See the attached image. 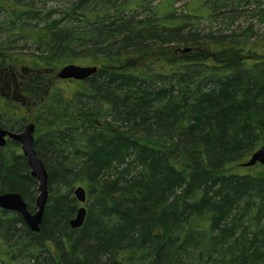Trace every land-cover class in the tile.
Here are the masks:
<instances>
[{
  "label": "trees",
  "instance_id": "16d2710c",
  "mask_svg": "<svg viewBox=\"0 0 264 264\" xmlns=\"http://www.w3.org/2000/svg\"><path fill=\"white\" fill-rule=\"evenodd\" d=\"M228 1L195 0L178 15L175 0H0L4 41L33 48L0 53V70L15 57L43 75L98 68L69 82L75 90L45 89L57 102L35 145L48 202L39 233L0 209V264H264V166L242 167L264 146V37L194 27L250 4ZM78 186L87 213L73 230ZM7 193L36 210L26 158L0 147Z\"/></svg>",
  "mask_w": 264,
  "mask_h": 264
},
{
  "label": "rangeland",
  "instance_id": "374dc122",
  "mask_svg": "<svg viewBox=\"0 0 264 264\" xmlns=\"http://www.w3.org/2000/svg\"><path fill=\"white\" fill-rule=\"evenodd\" d=\"M164 0H151L152 5L155 6L156 4L163 2ZM195 0H175V8L178 9V15L181 14V12L186 11L185 9L188 7L193 6ZM225 1V0H223ZM236 0H234L232 3L228 1V4H232L233 7H236L237 4L235 3ZM250 4L244 6L243 8L240 9L238 14H234L233 16L230 15H224V16H218L217 18H213L211 21L206 20V19H200L197 24L194 26L199 31H201L202 34H209L210 32H218L221 34H231L233 31L241 33L244 30H247L249 28H252L253 30V40L252 41H259L264 37V23H262L258 18H256L254 15L256 12H258V8L256 6V0H250ZM261 3L263 5L262 9H264V0H261ZM200 5V2H198V6ZM186 6V8H185ZM229 6V5H228ZM185 14V13H184ZM0 20L4 16L3 14L0 13ZM0 26L3 28L4 24L2 21H0ZM0 31H3L0 29ZM5 38L0 34V53L1 54H10V55H18V54H25L29 55L33 53V48L28 44L24 45L22 42L18 43H7L4 41ZM242 41V40H241ZM185 46L182 48L178 49L180 53H182L185 49L192 50L191 48L187 47L183 49ZM183 49V51H182ZM256 49L262 51L264 48L256 47ZM181 50V51H180ZM17 66L14 67V71H5L6 76L11 79L10 83H14L15 79L14 76L15 74L17 75L18 84H19V89L22 90L23 94L28 95L29 94V112L27 111V108H24L21 106L17 101L13 100L12 98L6 101L9 102V105H4L0 101V117L3 122H7L8 117H6L4 114H16L18 115V118H26L27 115H29V124H35L37 126V132L35 136L37 138H42L47 135L49 129L52 127L54 124V120L56 119V110L57 107L54 104H57L56 100L51 98L47 99V95L44 94L45 89L48 88V86H55L57 93H63V90H75L77 87L73 83H69V81L66 84H63L61 81L57 82V77L59 71H56L55 73L52 74H45L43 75L41 72H35V71H29L26 66L23 65H29V59L27 58H16ZM80 61L79 63H85L87 59L84 60H78ZM253 61L256 62H261L260 57L253 54ZM264 61V59H262ZM251 64H254L251 62ZM25 67V68H24ZM14 72V73H13ZM26 77V79L22 77ZM22 78V79H21ZM57 85V86H56ZM24 89L27 91V93L24 91ZM29 89L32 91L29 93ZM48 92V89L47 91ZM7 91L3 92L0 95L6 96ZM66 97L70 96V93H65ZM0 97V98H1ZM23 108L24 111L21 109ZM29 113V114H28ZM14 121H20V124H26L25 122L21 120H14ZM15 142L13 141L9 145V150H17L20 149V146L17 144H14ZM37 143V142H36ZM36 148V147H35ZM39 195V193H38ZM24 254V253H23ZM11 256V255H10ZM20 258V256H16ZM21 259V258H20ZM24 260V259H23ZM9 264H25L22 260L21 262H18L16 260H8Z\"/></svg>",
  "mask_w": 264,
  "mask_h": 264
},
{
  "label": "water",
  "instance_id": "95a60500",
  "mask_svg": "<svg viewBox=\"0 0 264 264\" xmlns=\"http://www.w3.org/2000/svg\"><path fill=\"white\" fill-rule=\"evenodd\" d=\"M189 49H185L184 52H188ZM98 71L97 67H82L74 64H69L60 69L58 77L61 80H76L85 81ZM35 126L29 125L25 132L19 135L9 134L0 128V146L5 145V135H10L12 139L18 141L22 145L23 155L27 160V163L31 170V176L35 178L39 184V196L36 201L37 212L32 215L29 213L27 206L18 193H7L0 195V208L6 211H14L21 214L24 221L31 228V231L38 233L40 231V225L43 220L44 211L49 198L48 192V173L47 170L37 156L35 150L34 140ZM260 164L264 166V146L256 150L249 158V160L242 164V167L249 168ZM76 199L84 204L86 202V191L82 187H78L74 190ZM86 209L80 208L75 219L71 221V227L73 229H79L83 226Z\"/></svg>",
  "mask_w": 264,
  "mask_h": 264
},
{
  "label": "flooded vegetation",
  "instance_id": "af4514ba",
  "mask_svg": "<svg viewBox=\"0 0 264 264\" xmlns=\"http://www.w3.org/2000/svg\"><path fill=\"white\" fill-rule=\"evenodd\" d=\"M5 71H8V70H0V95L2 94V91L3 92L7 91L6 96H2V97L0 96L1 97L0 98L1 103H3L4 105H9V102L6 100H9L12 98L13 100L17 101L21 106H23L24 108H27V111L29 112V94L25 95V94H23L22 90L19 89L18 80L16 81V79H17L16 74L14 76V79H15L14 83H10L11 79H9L6 76ZM24 91L27 93V91L25 89H24ZM21 110L24 111L23 108ZM4 115L6 117H8L9 120H7V122H3L1 117H0V128L9 134H13V135L22 134L25 132L26 128L29 126V115H27L26 118H18V115H16V114H9L10 116H8L7 114H4ZM14 120H21V121L25 122L26 124H23V123L20 124V121H14ZM36 130H37V126H36ZM5 140H6L5 148L9 149L10 143H12L14 140H12L11 136L8 134L5 135ZM14 144H17L18 146H20V144L18 142H15ZM20 148H21V146H20ZM17 150H20V149H17ZM34 212L30 211V213H34ZM14 213L17 214L16 212H14ZM29 230H31L30 227H29Z\"/></svg>",
  "mask_w": 264,
  "mask_h": 264
}]
</instances>
